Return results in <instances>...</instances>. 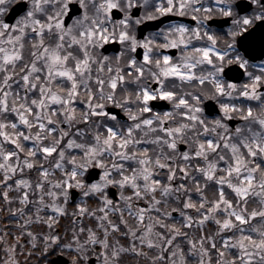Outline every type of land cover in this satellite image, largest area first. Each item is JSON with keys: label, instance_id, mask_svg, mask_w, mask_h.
I'll return each instance as SVG.
<instances>
[{"label": "snow or ice", "instance_id": "6c2138e0", "mask_svg": "<svg viewBox=\"0 0 264 264\" xmlns=\"http://www.w3.org/2000/svg\"><path fill=\"white\" fill-rule=\"evenodd\" d=\"M170 14L195 25L138 35ZM257 28L264 42V0H0V211L16 244L35 248L38 221L41 256L58 247L67 264H264V61L241 42Z\"/></svg>", "mask_w": 264, "mask_h": 264}, {"label": "flooded vegetation", "instance_id": "af4514ba", "mask_svg": "<svg viewBox=\"0 0 264 264\" xmlns=\"http://www.w3.org/2000/svg\"><path fill=\"white\" fill-rule=\"evenodd\" d=\"M169 21L172 22H185L191 25H195V21H193L190 17H179L178 15L175 14H170L167 17H160L158 20H151V21H145L144 24L140 25L138 27V35L139 36H143V35H147L149 32L152 31H156L157 29L163 27L164 25L168 24ZM147 22H153V24L151 25V27H144L145 23ZM227 27V26H225ZM260 41V39H259ZM244 43H247L249 50L252 54V57L255 59V61L257 63H259L260 61H264V54L261 55L259 58H256V55L262 54L264 53V42L261 41L259 42L260 44V50L257 51V43H258V39L256 37H245L244 41H241ZM221 46H223V37L221 40ZM114 47H110V52L114 51ZM141 51L140 49H138V52ZM168 54H171L173 56H178L180 54V50L179 49H165L163 50ZM109 52V53H110ZM234 72L236 75L240 76V80L241 81H245L246 77L242 75V70L239 69H234ZM233 75V72L229 73V78H231V76ZM214 100L208 99L204 101V105H205V111L206 113H208L209 115H211L209 113V102ZM216 103V102H215ZM155 109L156 110H167L171 107V105L166 102V101H154L153 102ZM216 105V104H215ZM109 106H112L111 104H109ZM212 108H216L213 104V106H211ZM214 114H219L214 113ZM238 120H232L229 121L230 124H232L233 126L238 123ZM109 193H110V189H109ZM37 226H43V230L47 229V225L42 224V225H38ZM15 228H17L16 226H13ZM21 231V230H20ZM19 231V232H20ZM12 233H15L14 236L16 237V235H18L15 231H11ZM9 233V235L11 236L12 233ZM43 234H47V232H39L37 233L38 239L36 242V246L35 248H32L30 242H29V238H22V241L20 244H16L15 241V237L12 238H5L4 241H0V264H7V262L9 261V256L10 253L7 251V247L9 245H13L15 244V256L13 257L16 261H18V264H45V262L47 261V264H53V258L58 256L59 254H64L67 257H70L71 253L70 252H61V249L58 247H54L52 250L49 251V253L44 254L43 256H41V250L43 248ZM70 240V239H69ZM69 240H62V242H68ZM29 250H31L32 255H29ZM27 258V260H26Z\"/></svg>", "mask_w": 264, "mask_h": 264}, {"label": "trees", "instance_id": "16d2710c", "mask_svg": "<svg viewBox=\"0 0 264 264\" xmlns=\"http://www.w3.org/2000/svg\"><path fill=\"white\" fill-rule=\"evenodd\" d=\"M26 175H30L33 179H35L36 178V172H35V170H32L31 172H28L27 170H26V173H25ZM56 176L57 177H59L60 176V173L59 172H57L56 173ZM180 182V179H179V174H178V180H177V183H179ZM188 183H189V185L191 186V181L189 180L188 181ZM201 183H202V185H203V181H201ZM18 193H12V195H17ZM205 194L208 196V198L211 200L212 198H213V195H214V189L212 188V187H209V188H207L206 189V191H205ZM34 198V197H33ZM193 198L195 199L196 198V194H193ZM88 204L91 206V207H96L97 205H98V201L96 200V199H89L88 200ZM20 205H19V203L18 202H16V203H14L13 205H12V207H19ZM169 206L170 207H179L180 206V204H179V202H177V201H175V199L174 198H169ZM255 206V205H254ZM7 207V205H5L4 203H3V201L2 200H0V208H6ZM74 207V204H71L70 202H69V204H68V210H69V213H71V210H72V208ZM28 210L30 211V212H34V207L32 206V205H29L28 206ZM41 216H44V217H46V216H48V215H52L53 213H52V211H51V209H43V210H41ZM193 214H195V213H193ZM174 216V215H173ZM174 217H177V219L179 218L178 216H174ZM17 219H19V217H17ZM23 221H22V219H20V223H22ZM131 222V221H130ZM171 222V221H170ZM37 224L38 225H42V223H40V222H34L30 227H31V229H32V231H34V232H36V233H39V232H48L49 231V229H48V227H47V229H45V230H43V226H37ZM84 224H85V226H87V225H89V224H92L93 226H94V224H95V221H94V219L93 218H90V217H85L84 218ZM13 226H15L14 225V223H11L10 222V219H9V217H8V214H7V212L6 211H0V235H4L5 234V232H7L8 234L5 236V238H12V237H15L14 236V234L15 233H12L11 231H15L17 234L19 233V231H20V229L19 228H15V227H13ZM77 226H79L78 225V221H77ZM57 227H59L60 228V232H57L56 230V232L57 233H59L60 235H61V239L62 240H64V241H66V240H69V239H71V235H72V232H71V228H72V217H71V215H68V216H61L60 218H59V225L57 226ZM208 229L210 230V231H214L215 230V225L214 224H209L208 226ZM65 229H67V234H65ZM185 231H189L192 235H194V236H198L199 234H201V233H199V232H197L195 229H185ZM12 233V235L10 236L9 235V233ZM22 238H28L27 236H24V237H22ZM123 242V241H122ZM147 250V249H146Z\"/></svg>", "mask_w": 264, "mask_h": 264}, {"label": "water", "instance_id": "95a60500", "mask_svg": "<svg viewBox=\"0 0 264 264\" xmlns=\"http://www.w3.org/2000/svg\"><path fill=\"white\" fill-rule=\"evenodd\" d=\"M17 14H18V12H13V13H11V14L7 17V19H9V20L11 21V20H13L14 16L17 15ZM69 22H70V21H69ZM152 24H153V22H147V23H145L144 27H146V28L151 27ZM250 36H251V37H256V38L258 39V43H257V51H259V50H260V44H259V42L261 41V29H260V28H257L256 31H255L254 33H252ZM248 37H249V36H248ZM259 39H260V41H259ZM110 47H114L115 50H118V49H119L118 45L113 44V45L108 46V52L110 51ZM261 55H263V54H259V53H258V54L256 55V58H259ZM213 104H214V106L216 107V105H215L216 103L213 102V101H210L209 104H208V106H209V113H210V114H214V113H213V109H214V108L211 107V106H213ZM109 109H110L111 111L115 112L119 117H121V118H123V119L125 118V115L121 112L120 109L115 108V107H109ZM216 112H218V110H216L215 113H216ZM185 147H186L185 145H181V149H182V150H183ZM96 171H99V170L97 169ZM91 179H98V176H92ZM116 191H117V190H116L115 188H110V195L112 196ZM78 196H79V190H74V196H73V199H77ZM115 198L118 199V197H115ZM71 203H72V202H71ZM68 260H69L68 257H66V256L63 255V254H60V255H58V256H56V257L53 258V264H67Z\"/></svg>", "mask_w": 264, "mask_h": 264}, {"label": "rangeland", "instance_id": "374dc122", "mask_svg": "<svg viewBox=\"0 0 264 264\" xmlns=\"http://www.w3.org/2000/svg\"><path fill=\"white\" fill-rule=\"evenodd\" d=\"M51 211H52V210H51ZM175 214H176V216H178V217H179V214H178V213H176V212H175Z\"/></svg>", "mask_w": 264, "mask_h": 264}]
</instances>
